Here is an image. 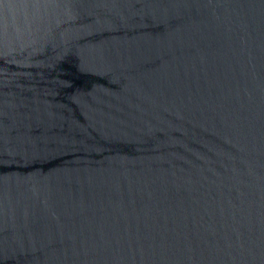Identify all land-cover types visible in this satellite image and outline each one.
<instances>
[{
  "label": "water",
  "instance_id": "obj_1",
  "mask_svg": "<svg viewBox=\"0 0 264 264\" xmlns=\"http://www.w3.org/2000/svg\"><path fill=\"white\" fill-rule=\"evenodd\" d=\"M0 264H264V0H0Z\"/></svg>",
  "mask_w": 264,
  "mask_h": 264
}]
</instances>
